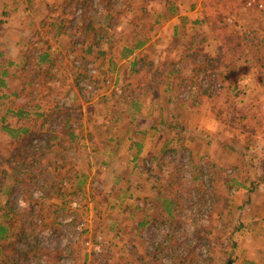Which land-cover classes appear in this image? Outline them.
Segmentation results:
<instances>
[{
    "label": "rangeland",
    "instance_id": "rangeland-1",
    "mask_svg": "<svg viewBox=\"0 0 264 264\" xmlns=\"http://www.w3.org/2000/svg\"><path fill=\"white\" fill-rule=\"evenodd\" d=\"M169 1L0 0L11 86L0 94L21 96L0 101V126L16 127L6 111L25 104L46 117L28 118L24 140L0 137L8 264H258L248 257L264 225V0H204L213 29L177 38L157 17ZM143 42L123 63L124 47ZM210 56L225 90L196 104L192 70ZM36 130L46 143L29 140Z\"/></svg>",
    "mask_w": 264,
    "mask_h": 264
},
{
    "label": "trees",
    "instance_id": "trees-1",
    "mask_svg": "<svg viewBox=\"0 0 264 264\" xmlns=\"http://www.w3.org/2000/svg\"><path fill=\"white\" fill-rule=\"evenodd\" d=\"M206 24H208V27L210 26L209 25L210 23H209L208 19H206ZM210 28L213 29V27H211V26H210ZM214 29L216 30L217 28L214 26ZM222 30H224V29L222 28ZM141 46H143V43H139V44H137L135 47H133L131 49L124 48L123 52H125V53H123V58H125L126 55H129L134 49H138ZM214 59H215V56H210L209 58H203L202 60L198 61V64H199L198 67L199 68L196 69V70H192V76L190 77V79L192 81V85L190 86V90L191 91H196V94H194L192 96V98L195 99L194 102L196 104H201V99L206 98V97H207L208 101H210V98L211 99L215 98L216 95L213 93V89H215V88H221V91L225 90V88H223L225 86L221 85V81H218L217 79H215V76H213V74L215 72H211L210 69H209L211 67L212 63L214 62ZM13 65H14L13 62L9 63V66H13ZM3 69H4V64L0 63V75L2 73V75L4 77H7L9 75V71L8 70H3ZM169 74H171V73L169 72ZM7 83L8 82L6 80L0 78V90L1 91L2 90L6 91V90L10 89L11 86L9 85L10 87H7L8 86ZM29 84L31 85V87L30 86H28V87L31 88L32 94L33 93L35 94L33 89L38 87L39 83L36 82L35 79H34ZM226 84H227V82L224 85H226ZM236 88H237V85L234 84V86L231 89H229V90H230L231 93H234ZM9 97H12L14 99L21 98L19 92H17V91H15V92L13 91L11 93V95H9ZM9 97H8V95H0V98H2V99H4V98L7 99ZM34 99H35V97H33V100ZM30 101L33 102L32 99ZM132 104L139 105V98L133 99L132 100ZM52 109L53 110L51 112V119L55 115L57 108H52ZM28 110H30L29 109V105L25 104V105L21 106V108H18L16 112H13L11 110H7L6 111V114H11L10 117L7 116L8 119H11V118L12 119H16V124H17L16 127L10 128L9 127L10 125L2 126L5 129V131L8 133L9 138H11L12 141L24 140L25 137L28 136L29 132L32 133L31 130L29 129V128H31V125H30L29 128H26V126H25L26 125V121L28 120V118H31V117H33V118L40 117L42 119L46 118L43 114H40L38 112L37 113L36 112L32 113V112H29ZM6 119H7L6 117L2 118V120H4V121H6ZM70 122H71V119L69 117H67L65 119V125L66 126L69 125ZM51 124H54V123H52V120H51ZM66 126H65V129H67ZM36 133H37V130L31 135L32 137L29 140L37 139L39 136H34ZM72 135L73 134H70V136H72ZM42 137L45 138L44 142L46 143V141H47L46 136H41L40 138H42ZM40 138H38L37 140H39ZM40 140L43 141V139H40ZM56 140L61 141V136L58 135V134H55V130H53V134H52V130H51V141L54 143V141H56ZM30 142L28 144H30ZM6 163H7V167H9L10 169H13V167H16L15 166V164H16L15 158H11V157L8 158L6 160ZM1 167H3V166H1ZM26 168H27V166L20 165V166H18L15 169L17 174H18V176H19V178H22L24 176V174H25L24 170ZM0 169H2V168H0ZM0 176L11 177V174L9 175V172L7 173V169L3 168V170L0 171ZM13 179H14V183L17 184L18 183L17 179L14 178V177H13ZM4 217H8V214L5 213ZM9 232L10 231H9V227L8 226H6L4 224H0V242H3L4 240H6L8 238ZM7 264H8V262H7Z\"/></svg>",
    "mask_w": 264,
    "mask_h": 264
},
{
    "label": "crops",
    "instance_id": "crops-1",
    "mask_svg": "<svg viewBox=\"0 0 264 264\" xmlns=\"http://www.w3.org/2000/svg\"><path fill=\"white\" fill-rule=\"evenodd\" d=\"M169 7V13L167 12H161L157 17L162 19V26H165V30L171 27V35L172 37H179L183 33L185 26H200L204 27L206 26V18H205V1L204 0H181V2H177L176 0H170L168 2ZM174 12V13H172ZM172 13V14H170ZM159 21H156L158 24ZM149 44H145L143 42V46L139 47L138 49H134L129 55H126L125 58H123V52L121 53V58L123 59V63H126L127 61L130 62L131 66H134L136 62L139 60V57H137V53L140 49L146 48ZM131 49L129 47H124ZM133 48V47H132ZM124 50V49H123ZM263 78V77H262ZM258 80H262L261 78H258ZM8 84V83H7ZM7 87H10L9 84ZM1 91V90H0ZM2 95V94H0ZM2 98H0V101ZM2 120V118H1ZM0 137H9L8 133L5 131V129L0 126ZM260 229H256L255 232V243L257 245V252L254 256L248 257L250 261H253L255 259V263L258 264H264V225H259ZM9 231L11 232V228H9Z\"/></svg>",
    "mask_w": 264,
    "mask_h": 264
},
{
    "label": "built area",
    "instance_id": "built-area-1",
    "mask_svg": "<svg viewBox=\"0 0 264 264\" xmlns=\"http://www.w3.org/2000/svg\"><path fill=\"white\" fill-rule=\"evenodd\" d=\"M253 5H255L254 2H248L247 3L248 8L252 7ZM257 8L259 10H264V5L263 4H258ZM97 251L98 252L101 251V248L99 246L97 247ZM0 264H7V262H6L5 258H4V255H3V250L1 249V244H0Z\"/></svg>",
    "mask_w": 264,
    "mask_h": 264
},
{
    "label": "water",
    "instance_id": "water-1",
    "mask_svg": "<svg viewBox=\"0 0 264 264\" xmlns=\"http://www.w3.org/2000/svg\"><path fill=\"white\" fill-rule=\"evenodd\" d=\"M227 264H232V262H231V261H229Z\"/></svg>",
    "mask_w": 264,
    "mask_h": 264
}]
</instances>
